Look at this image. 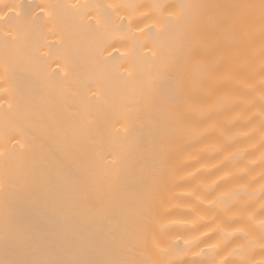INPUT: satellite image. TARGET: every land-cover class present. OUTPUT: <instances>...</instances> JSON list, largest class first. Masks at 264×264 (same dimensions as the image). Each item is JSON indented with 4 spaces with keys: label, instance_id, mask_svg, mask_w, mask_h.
<instances>
[{
    "label": "bare ground",
    "instance_id": "obj_1",
    "mask_svg": "<svg viewBox=\"0 0 264 264\" xmlns=\"http://www.w3.org/2000/svg\"><path fill=\"white\" fill-rule=\"evenodd\" d=\"M0 264H264L262 0H0Z\"/></svg>",
    "mask_w": 264,
    "mask_h": 264
},
{
    "label": "snow or ice",
    "instance_id": "obj_2",
    "mask_svg": "<svg viewBox=\"0 0 264 264\" xmlns=\"http://www.w3.org/2000/svg\"><path fill=\"white\" fill-rule=\"evenodd\" d=\"M262 5H264V0H262Z\"/></svg>",
    "mask_w": 264,
    "mask_h": 264
}]
</instances>
